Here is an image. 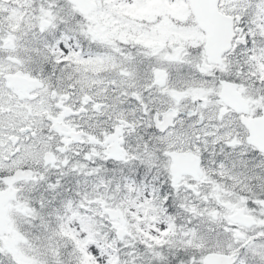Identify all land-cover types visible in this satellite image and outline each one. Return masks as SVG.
I'll list each match as a JSON object with an SVG mask.
<instances>
[{
	"label": "snow or ice",
	"instance_id": "6c2138e0",
	"mask_svg": "<svg viewBox=\"0 0 264 264\" xmlns=\"http://www.w3.org/2000/svg\"><path fill=\"white\" fill-rule=\"evenodd\" d=\"M0 264H264V0H0Z\"/></svg>",
	"mask_w": 264,
	"mask_h": 264
}]
</instances>
